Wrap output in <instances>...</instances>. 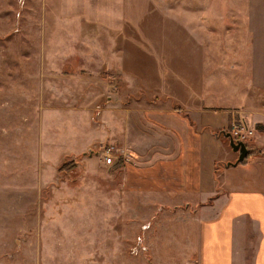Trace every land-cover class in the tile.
I'll return each mask as SVG.
<instances>
[{
    "label": "rangeland",
    "instance_id": "374dc122",
    "mask_svg": "<svg viewBox=\"0 0 264 264\" xmlns=\"http://www.w3.org/2000/svg\"><path fill=\"white\" fill-rule=\"evenodd\" d=\"M254 5L264 0H0V264H195L182 219L127 198L124 143L138 105L159 103L203 118L216 170L239 156L224 136L234 121L253 130L248 158L264 156V124L228 114L255 103L264 120V92L222 79L246 73L249 89Z\"/></svg>",
    "mask_w": 264,
    "mask_h": 264
},
{
    "label": "crops",
    "instance_id": "0c3cea01",
    "mask_svg": "<svg viewBox=\"0 0 264 264\" xmlns=\"http://www.w3.org/2000/svg\"><path fill=\"white\" fill-rule=\"evenodd\" d=\"M246 14L254 70L247 73L249 89L241 86L246 73L230 77L223 73L222 77L223 82L237 87L236 94H250V88L264 92V5L248 7ZM235 107H229L228 114L264 124L255 103L250 108ZM136 110L142 112L134 125L137 137L135 141L128 140L131 135L125 139L129 155L118 171L127 198L150 199L151 204L146 205L152 211L157 205L159 211L162 205L167 217L182 219L186 223L185 252L197 255L195 264H264V156L252 154L245 164L217 171L216 157L207 160L204 153L205 137L199 128V124L206 125L202 117L196 120L188 108L159 103L146 102ZM230 120L225 117L207 126L224 129ZM219 171L224 179L215 185ZM246 253L252 255L243 256Z\"/></svg>",
    "mask_w": 264,
    "mask_h": 264
},
{
    "label": "built area",
    "instance_id": "2783aa9c",
    "mask_svg": "<svg viewBox=\"0 0 264 264\" xmlns=\"http://www.w3.org/2000/svg\"><path fill=\"white\" fill-rule=\"evenodd\" d=\"M231 135L234 139L246 142L253 135V130L249 129L243 122L234 121L231 129ZM107 164H112L114 158V149L108 148L105 153Z\"/></svg>",
    "mask_w": 264,
    "mask_h": 264
},
{
    "label": "water",
    "instance_id": "95a60500",
    "mask_svg": "<svg viewBox=\"0 0 264 264\" xmlns=\"http://www.w3.org/2000/svg\"><path fill=\"white\" fill-rule=\"evenodd\" d=\"M224 136L229 139V143L234 152L238 153V158L235 162H229L225 166H236L238 164L247 163L248 157L250 155L249 149L246 143L242 140L234 139L230 132H224Z\"/></svg>",
    "mask_w": 264,
    "mask_h": 264
},
{
    "label": "trees",
    "instance_id": "16d2710c",
    "mask_svg": "<svg viewBox=\"0 0 264 264\" xmlns=\"http://www.w3.org/2000/svg\"><path fill=\"white\" fill-rule=\"evenodd\" d=\"M179 109V107H177ZM228 132V131H227ZM220 165V162H217V170H218V166ZM221 166V165H220ZM212 199H209V202H211Z\"/></svg>",
    "mask_w": 264,
    "mask_h": 264
}]
</instances>
